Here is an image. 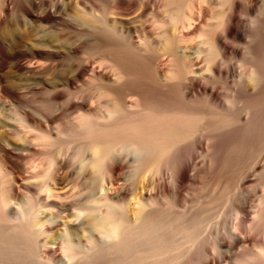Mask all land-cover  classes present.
Segmentation results:
<instances>
[{
	"label": "bare ground",
	"instance_id": "obj_1",
	"mask_svg": "<svg viewBox=\"0 0 264 264\" xmlns=\"http://www.w3.org/2000/svg\"><path fill=\"white\" fill-rule=\"evenodd\" d=\"M0 264H264V0H0Z\"/></svg>",
	"mask_w": 264,
	"mask_h": 264
},
{
	"label": "rangeland",
	"instance_id": "obj_2",
	"mask_svg": "<svg viewBox=\"0 0 264 264\" xmlns=\"http://www.w3.org/2000/svg\"><path fill=\"white\" fill-rule=\"evenodd\" d=\"M256 150V149H255ZM254 149L250 152V154H249V156L251 157V158H253L256 154H257V151H255ZM71 152H73V150L71 151ZM70 153V152H69ZM73 174V175H72ZM72 174H70L69 176L70 177H68V180H66L65 181V183L67 182V184H68V186H70L69 188H70V190H69V193L68 194H70L71 196H73V198H77V199H79V198H81V199H83V200H86V198H89L90 199V197L89 196H91L92 194V191H94V189H95V187L93 186V183L90 181H88L87 183H85L84 184V182H77V181H79V180H77L76 178V176H75V174L74 173H72ZM72 175V176H71ZM87 175H89V172H88V174ZM91 175V174H90ZM131 176V174H130V172L128 173H126V174H123V176L121 177V181H124V182H126L127 184H131L133 181H134V179L132 178V176ZM147 176V175H146ZM72 177H73V179H72ZM149 176H147L146 177V179L148 178ZM70 178V179H69ZM132 178V179H131ZM70 181V182H69ZM75 183H74V182ZM78 184H77V183ZM257 182H260V179L259 180H257ZM257 182H254L253 183V187L255 188L256 187V189L258 190V191H256L258 194H260L261 195V188H262V185L260 184V183H257ZM255 183H257L258 185H255ZM83 184V185H82ZM260 185H261V187H260ZM205 186H207V184H205ZM94 187V188H93ZM253 187L251 188V189H253ZM92 190V191H91ZM39 191V190H38ZM191 192L189 193V195H198V191H196V190H190ZM41 192V191H40ZM90 192V193H89ZM81 193V194H80ZM94 193V192H93ZM130 193V192H129ZM256 193V194H257ZM131 194V193H130ZM130 194H128V196H127V198L126 199H128V198H130ZM255 194V195H256ZM254 195L255 197H254V199L256 200H258V196H259V198H261V196L260 195ZM92 197V196H91ZM223 198V197H222ZM76 199V200H77ZM82 200V201H83ZM222 200V199H221Z\"/></svg>",
	"mask_w": 264,
	"mask_h": 264
}]
</instances>
